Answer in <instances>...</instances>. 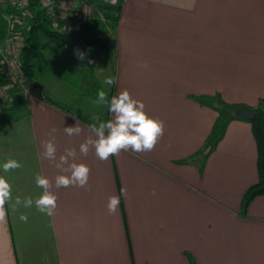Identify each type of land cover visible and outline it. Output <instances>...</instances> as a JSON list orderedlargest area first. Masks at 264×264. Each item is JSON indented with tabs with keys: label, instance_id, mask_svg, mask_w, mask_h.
<instances>
[{
	"label": "crops",
	"instance_id": "crops-1",
	"mask_svg": "<svg viewBox=\"0 0 264 264\" xmlns=\"http://www.w3.org/2000/svg\"><path fill=\"white\" fill-rule=\"evenodd\" d=\"M122 1L116 29L101 35L108 51L93 47L82 63L107 96L127 90L142 101L148 116L164 122L163 136L150 152L122 151L106 162L94 150L81 156L88 126L42 97L95 120L107 104L98 111L96 99L77 88L62 95L38 85L44 94L14 95L0 118V176L13 197L0 223V264H190L188 254L197 264H264V197L240 214L244 194L257 183L251 125L233 119L214 134L222 108L254 110L264 98V0ZM4 18L1 12L0 44ZM108 76L113 85L103 83ZM76 122L83 131L68 137L64 127ZM53 128L57 157L75 148L77 162L90 168L88 189L53 188L51 217L35 204L13 211L16 197L35 201L42 194L37 174H61L41 155ZM8 159L22 167L3 172ZM113 195L120 203L109 214Z\"/></svg>",
	"mask_w": 264,
	"mask_h": 264
},
{
	"label": "clouds",
	"instance_id": "clouds-1",
	"mask_svg": "<svg viewBox=\"0 0 264 264\" xmlns=\"http://www.w3.org/2000/svg\"><path fill=\"white\" fill-rule=\"evenodd\" d=\"M113 4L116 0H111ZM78 59H84V53L77 54ZM91 62V61H90ZM116 78L105 77L103 83L113 85ZM94 103L101 105L107 104L108 111L112 114V119L105 122L90 124L88 131L91 135L87 136L79 144V155L87 156L94 150L95 156L100 161H108L111 156H119L123 152H150L152 151L164 132V122L148 116L145 112V105L142 101L132 98L127 90H121L117 95L112 96L110 101L107 93L103 90L98 91L97 99ZM64 133L68 137L79 136L83 131L76 122L75 126L64 127ZM53 128L48 133L49 138L41 142L44 159L53 162L54 167L61 174L50 180L45 176L37 174L35 177L37 187L42 189V194L33 201L31 197H16L12 210L16 211L19 206L30 208L35 204L37 210L48 216H53L57 207V196L52 191L53 188L79 187L88 189V179L90 168L84 163L77 162V149L66 148L57 157V146L55 144ZM22 165L14 160L8 159L2 165L3 172L21 168ZM122 193L124 190H121ZM153 194H155L153 192ZM13 199L12 186L4 176H0V223L6 221L7 210L5 205ZM120 203V197L113 195L108 198L107 211L109 214L116 213ZM22 222H27L26 215H20Z\"/></svg>",
	"mask_w": 264,
	"mask_h": 264
},
{
	"label": "trees",
	"instance_id": "trees-1",
	"mask_svg": "<svg viewBox=\"0 0 264 264\" xmlns=\"http://www.w3.org/2000/svg\"><path fill=\"white\" fill-rule=\"evenodd\" d=\"M90 5L94 9V13L90 19L82 26L78 28L81 36L79 39L81 53H85L93 47H97L103 51H108L109 42L100 36V32L104 25L100 21V17L97 13L100 12L107 21V27L109 30L114 31L119 22L120 13L122 10L123 1L120 0L118 5L109 6L105 5H95L93 0H89ZM31 18L22 27V34L24 35V52L21 56L22 69L27 79V82L34 88L37 89L39 85V67L47 63V55L45 53L46 45L45 41L54 45L59 51L57 58L55 59L56 70L61 68L62 72L66 77L69 84L77 88L83 96L87 98L97 99L98 91L102 90L98 83L93 81L82 65L81 59H78L76 53L66 42V35L69 33L65 29L64 23L60 25H53L50 17L41 8L38 0H29ZM45 40V41H44ZM44 41V42H43ZM56 73L61 74L60 70ZM8 84L5 76L1 72L0 68V87L6 86ZM113 94L108 96L110 101ZM44 102L52 105L72 118L78 120L86 126L93 123L105 122L111 119V113L108 111V106L103 117L99 120H95L92 117L86 116L78 111L74 106L55 102L48 97H42ZM236 110H227L225 107L220 111V122L216 126L217 130L222 134L223 128L229 120H242L247 121L251 125L252 135L256 144L257 151V183L251 186L247 192L244 194L241 201V216L245 217L249 205L252 201L259 197H264V98H261L255 111V117L252 120H245L234 116ZM211 140L217 139L214 137ZM206 145V148H209ZM212 150V146L209 148V152ZM188 259L190 264H197L194 258L188 254Z\"/></svg>",
	"mask_w": 264,
	"mask_h": 264
},
{
	"label": "built area",
	"instance_id": "built-area-1",
	"mask_svg": "<svg viewBox=\"0 0 264 264\" xmlns=\"http://www.w3.org/2000/svg\"><path fill=\"white\" fill-rule=\"evenodd\" d=\"M41 8L47 13L52 22L59 20L64 23L66 30L70 27L79 28L84 25L94 13L89 0H38ZM120 0L113 4L111 0H106L109 6H116ZM67 4V8H65ZM4 12V30L3 43L0 44V68L5 76L7 92L0 96V118L3 111L9 106L14 95H20L25 98L37 95V89H34L25 78L21 56L24 52V35L22 27L31 18L29 0H0V13ZM100 21L107 27V21L104 16L98 12ZM64 18V19H62ZM70 21V22H69ZM68 22L69 24H65ZM69 25V26H68Z\"/></svg>",
	"mask_w": 264,
	"mask_h": 264
},
{
	"label": "rangeland",
	"instance_id": "rangeland-1",
	"mask_svg": "<svg viewBox=\"0 0 264 264\" xmlns=\"http://www.w3.org/2000/svg\"><path fill=\"white\" fill-rule=\"evenodd\" d=\"M67 2L69 0H66ZM65 8H67V4H65ZM70 22V21H69ZM53 25H60L61 22L59 20H57L56 22H52ZM65 24H69L68 22H65ZM69 26V25H68ZM76 27H70V30H74ZM78 30V28H77ZM78 32V31H76ZM107 32V29L102 28L101 32H100V36L104 35ZM45 41V40H44ZM43 41V42H44ZM45 45H46V49H45V53L47 55V63L44 65H40L39 67V85L43 86V87H47L48 89H53L54 91H60L62 93V95L66 94H70V95H76L77 94V90L75 89V87H73L71 84H69V81H67V77L62 73L64 70L59 68L57 70L61 71V74L56 73V63H55V59L57 58V54L59 53V51L57 50V48L54 45H51L50 43L45 41ZM55 52V53H54ZM84 59L81 60V62ZM82 65L84 66V64L82 63ZM66 77V78H65ZM37 93L38 94H44V90L43 89H38L37 88ZM81 103L83 104L84 107L90 109L91 105H90V101H88L87 99H84L81 101ZM93 107L98 106V111L102 110V105H97L96 103L92 104ZM72 106V105H71ZM92 107V108H93Z\"/></svg>",
	"mask_w": 264,
	"mask_h": 264
},
{
	"label": "water",
	"instance_id": "water-1",
	"mask_svg": "<svg viewBox=\"0 0 264 264\" xmlns=\"http://www.w3.org/2000/svg\"><path fill=\"white\" fill-rule=\"evenodd\" d=\"M80 36H81L80 32L68 33L66 35V42L76 53H81V47L79 43ZM255 115L256 114L254 110L242 109V110H236L234 112L235 117L245 120H252L254 119Z\"/></svg>",
	"mask_w": 264,
	"mask_h": 264
}]
</instances>
